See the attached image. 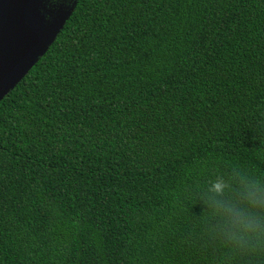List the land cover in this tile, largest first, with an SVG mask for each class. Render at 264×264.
<instances>
[{
	"label": "trees",
	"instance_id": "16d2710c",
	"mask_svg": "<svg viewBox=\"0 0 264 264\" xmlns=\"http://www.w3.org/2000/svg\"><path fill=\"white\" fill-rule=\"evenodd\" d=\"M0 264H264V0H78L0 101Z\"/></svg>",
	"mask_w": 264,
	"mask_h": 264
},
{
	"label": "water",
	"instance_id": "95a60500",
	"mask_svg": "<svg viewBox=\"0 0 264 264\" xmlns=\"http://www.w3.org/2000/svg\"><path fill=\"white\" fill-rule=\"evenodd\" d=\"M77 1L0 0V101L46 54Z\"/></svg>",
	"mask_w": 264,
	"mask_h": 264
},
{
	"label": "clouds",
	"instance_id": "9594fccd",
	"mask_svg": "<svg viewBox=\"0 0 264 264\" xmlns=\"http://www.w3.org/2000/svg\"><path fill=\"white\" fill-rule=\"evenodd\" d=\"M212 191L217 197H222L225 191V185L223 183H215L212 186ZM249 198L253 202L258 199L255 193L249 194ZM215 205L218 215L229 226L237 230H249L258 226L257 222L253 218L247 216L235 203L228 202L221 198L215 201Z\"/></svg>",
	"mask_w": 264,
	"mask_h": 264
},
{
	"label": "flooded vegetation",
	"instance_id": "af4514ba",
	"mask_svg": "<svg viewBox=\"0 0 264 264\" xmlns=\"http://www.w3.org/2000/svg\"><path fill=\"white\" fill-rule=\"evenodd\" d=\"M74 0H49V3L52 5H57V4H61V3H65V4H69Z\"/></svg>",
	"mask_w": 264,
	"mask_h": 264
}]
</instances>
